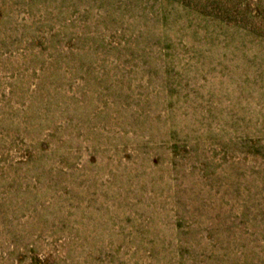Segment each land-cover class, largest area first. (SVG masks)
Listing matches in <instances>:
<instances>
[{"label":"rangeland","instance_id":"374dc122","mask_svg":"<svg viewBox=\"0 0 264 264\" xmlns=\"http://www.w3.org/2000/svg\"><path fill=\"white\" fill-rule=\"evenodd\" d=\"M0 264H264V0H0Z\"/></svg>","mask_w":264,"mask_h":264}]
</instances>
